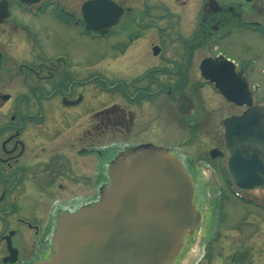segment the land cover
<instances>
[{
	"label": "flooded vegetation",
	"instance_id": "af4514ba",
	"mask_svg": "<svg viewBox=\"0 0 264 264\" xmlns=\"http://www.w3.org/2000/svg\"><path fill=\"white\" fill-rule=\"evenodd\" d=\"M261 44L264 0H0V264L49 258L57 216L97 202L139 145L180 159L200 208L199 190L229 183L223 120L247 108L201 66L264 102ZM218 225L190 238L191 264H264L258 224Z\"/></svg>",
	"mask_w": 264,
	"mask_h": 264
},
{
	"label": "water",
	"instance_id": "95a60500",
	"mask_svg": "<svg viewBox=\"0 0 264 264\" xmlns=\"http://www.w3.org/2000/svg\"><path fill=\"white\" fill-rule=\"evenodd\" d=\"M201 67L229 99L247 104L223 120L230 182L244 191L264 190V103L251 104L248 85L244 91L231 82L233 72L211 76ZM108 168L110 182L99 200L57 216L54 249L36 264H174L201 222L181 161L166 148L144 144L116 156Z\"/></svg>",
	"mask_w": 264,
	"mask_h": 264
},
{
	"label": "rangeland",
	"instance_id": "374dc122",
	"mask_svg": "<svg viewBox=\"0 0 264 264\" xmlns=\"http://www.w3.org/2000/svg\"><path fill=\"white\" fill-rule=\"evenodd\" d=\"M263 46L264 45L261 44V49L264 51ZM259 81L262 83V87H264V73H262ZM262 97L264 98V95H262ZM258 193L260 195H263L260 191H258ZM231 194L232 192L225 185L223 186V192L221 193L218 189H210L207 191V194L206 192H202V190H199L196 193L198 204L202 210L201 225H205L207 227L209 224H212L214 226H217V224H223L224 227L227 224H233L235 226L236 224H258L259 228H261L260 231L262 232L259 233V238L261 241H263L264 225L262 226V224H264V210L257 211L259 214H252L251 211H256L252 206L240 202V200H237V198L233 197ZM220 233L219 235H221ZM253 236H255V238L257 239V233H255ZM223 243L224 239L222 238L219 241V246L222 247L220 248L222 249V251H224ZM218 247H215V253L222 255L223 252ZM196 255H198V253ZM196 255L193 251V248L192 251L186 250V256L181 260L182 262L184 260V263L182 264H190V262L192 263V259H194ZM181 261L178 264H180ZM215 262L216 263L214 264H224L221 260H217Z\"/></svg>",
	"mask_w": 264,
	"mask_h": 264
}]
</instances>
